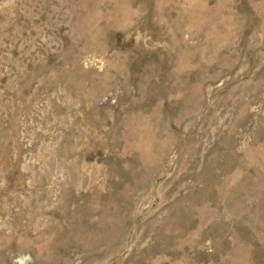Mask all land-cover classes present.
Masks as SVG:
<instances>
[{"label":"rangeland","instance_id":"1","mask_svg":"<svg viewBox=\"0 0 264 264\" xmlns=\"http://www.w3.org/2000/svg\"><path fill=\"white\" fill-rule=\"evenodd\" d=\"M0 264H264V0H0Z\"/></svg>","mask_w":264,"mask_h":264}]
</instances>
